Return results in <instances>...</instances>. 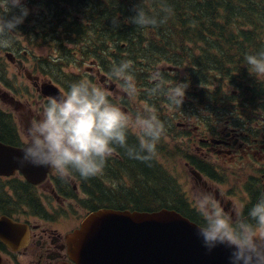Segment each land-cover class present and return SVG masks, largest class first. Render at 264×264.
I'll use <instances>...</instances> for the list:
<instances>
[{
    "label": "trees",
    "instance_id": "trees-1",
    "mask_svg": "<svg viewBox=\"0 0 264 264\" xmlns=\"http://www.w3.org/2000/svg\"><path fill=\"white\" fill-rule=\"evenodd\" d=\"M139 3L151 14L164 15L168 7L172 8L173 14L158 29H142L131 23H123L134 15L133 9ZM24 4L29 8L27 17L31 19L33 8L40 9L36 13L38 15L43 13L44 7L49 10L51 17L45 24H53L55 31L58 27L63 30L67 43L73 47L68 52L70 56L73 54L74 58H83L94 50L101 58L98 66L107 75L114 62L131 60L139 81L145 79L144 75H147L149 69L168 63L179 70V78L166 77L162 73L163 85L168 79L170 87L176 82H186L188 87L185 94L201 95L206 106L219 112L235 109L240 116L242 111V116L254 117L250 122L254 133H263L264 126L257 116L264 109V77L251 74L244 57L264 49V0H24ZM76 15L84 17L88 25H82ZM116 16L121 21L118 28H114L112 24V19ZM24 21L28 20L25 18ZM32 23L31 27L21 24L20 28L30 35L31 29L33 31L37 27L35 21L32 20ZM40 36L37 40L43 38ZM46 43L62 45V41ZM79 44L86 47H80ZM75 81L80 79L74 77L69 83ZM151 86L149 82L148 87ZM197 86L202 89L199 90ZM142 98L146 102H153V97ZM163 100L164 98L160 101ZM161 120L166 124V133L157 146L156 154L186 157L188 148H182L176 141L177 135L182 137L186 133L169 123L172 118ZM0 139L10 143L14 140L1 113ZM129 143H138L137 135L131 131ZM167 145H172L175 151L167 152ZM116 153L121 155V161L114 162L117 169L130 175L134 181L133 186H119L118 189L111 190L104 188L96 176L82 179L83 184L93 190L92 194H97L93 209L103 205L147 212L166 208L196 222V217L189 214L196 215L197 212L190 209L180 190L167 182L169 176L154 158L149 166L127 158L120 149ZM106 168L107 166L104 171ZM73 176L79 178L78 175ZM263 188L258 184L248 190L251 198L248 207L264 193ZM245 189L247 190V185ZM21 195L24 196L25 192L20 191L19 196ZM29 198L30 201L35 200Z\"/></svg>",
    "mask_w": 264,
    "mask_h": 264
},
{
    "label": "clouds",
    "instance_id": "clouds-1",
    "mask_svg": "<svg viewBox=\"0 0 264 264\" xmlns=\"http://www.w3.org/2000/svg\"><path fill=\"white\" fill-rule=\"evenodd\" d=\"M133 11L134 15L123 23L142 29H158L173 14L171 7L164 15L151 14L141 3ZM28 14L24 0H0V49L12 48L18 26ZM120 23L118 16L112 19L114 28ZM244 62L251 74L264 77V49L246 54ZM134 73L131 60L112 64L109 75L119 80L124 94L119 99L87 78L69 83L60 96L48 97L39 118L27 126L25 142L13 162L21 169L31 166L55 170L62 178L75 174L88 179L101 174L108 159L120 149L127 158L150 166L166 124L154 106L136 113L122 108L125 97L139 94ZM150 79L153 83L145 95H163L170 106H181L186 82L165 88L159 71H153ZM130 130H135L137 144L129 143ZM192 195L198 215L196 236L204 249H225L226 264H264V193L250 207L241 205L230 210L210 191L196 189Z\"/></svg>",
    "mask_w": 264,
    "mask_h": 264
},
{
    "label": "flooded vegetation",
    "instance_id": "flooded-vegetation-1",
    "mask_svg": "<svg viewBox=\"0 0 264 264\" xmlns=\"http://www.w3.org/2000/svg\"><path fill=\"white\" fill-rule=\"evenodd\" d=\"M25 59L27 57L17 68L15 63L12 64L16 69L15 74H12L13 80L9 77L10 86L17 77L22 76V71L29 69L24 63ZM94 61L98 62L97 59ZM0 98L3 101L2 106L13 107L14 112L21 115L25 121L24 130L13 128L8 125V118L1 114L7 121V127L14 135V140L11 143L1 139L0 141L21 147L27 126L40 116L42 99L37 94L25 95L24 89L16 85L9 89L8 95L0 91ZM261 125L264 126V117L261 118ZM222 126L221 131L204 133L196 138L199 143L196 151L200 158L192 155L189 159L191 162H197L199 169L192 167L188 160L184 162V166L189 174L192 168L196 169L201 176L190 174L188 177L200 189L212 192L225 208L230 210L251 202L248 190H252L255 180L250 177L246 181L247 201L241 203L234 200L233 195L223 192L224 186L220 185V182L216 183L213 173L219 172L221 160L228 163L229 167H239L241 162H252V158L257 157V161L252 163L262 165L264 133L254 134L252 126H239L236 120L225 122ZM199 159L203 162L204 159H212L216 169L211 171ZM108 167L114 171L110 172ZM21 174L16 172L8 178L0 177V220L12 226L8 232V240H0V264H72L67 255V237L79 227L88 214L84 215V212L90 210L89 207L82 206L80 200L94 201L97 194H92L93 190L84 185L82 179L75 178L72 181L62 178L57 172L53 178L38 185H30L23 178L28 176ZM96 178L104 188L111 190H116L119 186L125 188L126 178L134 182L126 171L117 169L116 165H108ZM20 191H24L25 195L19 196ZM28 195L35 200L30 201Z\"/></svg>",
    "mask_w": 264,
    "mask_h": 264
},
{
    "label": "water",
    "instance_id": "water-1",
    "mask_svg": "<svg viewBox=\"0 0 264 264\" xmlns=\"http://www.w3.org/2000/svg\"><path fill=\"white\" fill-rule=\"evenodd\" d=\"M19 154L0 144V175H9L19 168L11 161ZM19 169L30 173L28 179L32 181L45 178L51 171L36 168L37 172L31 173V166ZM10 226L0 220L1 241L8 239ZM68 254L75 264H226L228 255L223 248L208 252L196 236V224L165 209L96 210L68 238Z\"/></svg>",
    "mask_w": 264,
    "mask_h": 264
},
{
    "label": "rangeland",
    "instance_id": "rangeland-1",
    "mask_svg": "<svg viewBox=\"0 0 264 264\" xmlns=\"http://www.w3.org/2000/svg\"><path fill=\"white\" fill-rule=\"evenodd\" d=\"M17 31L18 32L15 34V36L13 38L14 44H13L12 48L11 49H0V51H3V53H4V54L0 53L1 56L3 57L4 61H6L4 56L6 57L7 50L14 52L15 54H18V53L22 54V52H24V51L27 52L28 48H27L26 44H24L25 37L22 34L20 28H18ZM82 47H84V44H82ZM45 51H47V50H39V51H35V53L45 55L46 54ZM93 51L94 50H91L90 54ZM15 56L19 57L20 55H15ZM26 57H27V59L24 60V63L30 69L32 67L31 64L34 63L33 60H34L35 55L32 54V52L30 50H28ZM87 62L82 63L79 66L76 65L72 61H70V63H61L60 62L59 66L50 67L48 69L49 71H47V75H44V77H47V79H51L50 76H54V77H56V79L58 81L63 79V76L61 74V69L63 67L65 70L72 71V72L78 74L79 76H81L82 78H85L86 68L90 64V63L87 64ZM6 69H7L9 77H11L13 80L12 74H15V67L11 66L6 61ZM40 76H42V75H40ZM56 85L58 87L62 86L65 89V87L59 82H56ZM146 86H147L146 84L137 85L138 93L140 94V93L145 92ZM3 88H5V87L0 85L1 91L3 90ZM197 88L199 90L202 89L200 86H197ZM111 92L115 94V97L117 99H119L121 96H124V94L121 90L120 84L116 85L115 88ZM125 98H126V100L123 99V102H122V108L124 110L126 109L125 111L132 112V113L133 112L134 113L144 112L147 107L154 106L156 108V114L158 115L159 118H161L163 120L169 119V116L165 115L163 112H166L167 114H172V113L178 112L176 114L175 123H180V122L185 121L184 120L185 114H183L182 108L180 106H175V107L170 106L169 103L167 102V100L160 101L161 100L160 97L153 98V100H152L153 102H151V103L146 102L143 98L138 99L136 96L135 97H125ZM196 103L199 106L204 105V101L201 98V95L198 96ZM186 107L191 109L192 105H186ZM179 111H181V113H179ZM204 117H210L209 113L206 112ZM210 120L214 123L221 122V121H216L213 116L210 117ZM21 122L23 125L25 124L22 120H21ZM221 123H223V122H221ZM22 124H18V126L22 127L23 126ZM199 124H200V122L197 125H199ZM200 131H203V130H199V132ZM176 141L178 143H181L182 142L181 136H179V137L176 136ZM194 142H195V138H194ZM187 146L194 148L191 141L187 142ZM168 152H170V151H168ZM169 157L171 158L172 161H170L167 164V167H165L166 170L168 171V173H170V175H172L176 179L177 183H179L187 201L190 202L191 205H194L193 195H192L193 191L196 189H200V188H198L193 182H190L188 180V178H186V180L184 179L185 176H188V174L186 173V170L182 168L183 167L182 162L175 159L173 156H169ZM254 160H257V157H254ZM113 161L114 160H112L110 157L106 164H110ZM221 163H222V166H221V168H219V172H221L222 176H223V181H222V183H220L222 186H224L222 189L223 192H225L228 195H233L235 197L234 200H238V202L245 203L247 201V194H246V191L244 190V184L250 177L259 176L260 173L257 174L256 171H254V168L251 166L252 163L249 161L241 162L242 165L239 167H229L228 166L229 164L224 163V160L219 161V164H221ZM224 164H226V165H224ZM108 170L110 172L114 171L109 167H108ZM178 177H179V179H178ZM177 183H175V185L178 186Z\"/></svg>",
    "mask_w": 264,
    "mask_h": 264
},
{
    "label": "bare ground",
    "instance_id": "bare-ground-1",
    "mask_svg": "<svg viewBox=\"0 0 264 264\" xmlns=\"http://www.w3.org/2000/svg\"><path fill=\"white\" fill-rule=\"evenodd\" d=\"M151 38V37H150ZM133 52V51H132ZM90 56L94 59V60H96L97 59V61L98 62H100V58H99V56L96 54V52L95 51H93L91 54H90ZM152 61V60H151ZM139 77V76H138ZM138 81H139V79H137ZM57 86V85H56ZM57 88L59 89V91L60 92H64L65 91V89L62 87V86H60V87H58L57 86ZM178 137L180 136V135H177ZM55 170H51V171H48L46 174H45V177L46 176H48V175H56V172H54ZM163 171L165 172V174H167L168 176H169V179L167 180V182L168 183H170L171 184V186L172 185H174L178 190H179V187L177 186V185H175V183H176V181H174V178L170 175V173H168V171L164 168L163 169ZM23 175H27L28 176V178L31 176V174H27V172L24 174L23 172H21ZM174 183V184H173ZM161 209H165V210H170V209H166V208H161ZM189 215H191L192 217H194V215L193 214H189ZM191 220V219H190ZM191 222L192 223H194V224H196V222L195 221H193V220H191Z\"/></svg>",
    "mask_w": 264,
    "mask_h": 264
}]
</instances>
